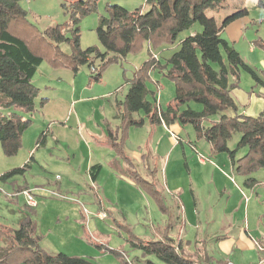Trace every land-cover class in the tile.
I'll return each instance as SVG.
<instances>
[{
  "label": "trees",
  "instance_id": "obj_1",
  "mask_svg": "<svg viewBox=\"0 0 264 264\" xmlns=\"http://www.w3.org/2000/svg\"><path fill=\"white\" fill-rule=\"evenodd\" d=\"M22 1L0 0V108L12 111L0 113V147L4 157H14L22 147V135L32 125L24 115H32L37 107L47 103L46 98H40L36 106L40 91L32 82L42 63L46 62L54 70L68 69L73 73L87 66L88 81L98 83L108 66L135 53L142 43L147 42L149 59L134 71L130 80L125 81L129 85L128 90L123 101L115 104L122 135L117 141V134L108 128L104 141L132 168L127 173L128 177L151 198L159 212L167 216L166 225L169 224L172 213L161 187L133 170V162L125 155L123 144L128 129L139 128L145 121L151 125L177 121L181 125H192L197 138L209 144L211 154H226L234 174L245 178L246 188L256 184L251 175L264 168V115H238L230 93L238 85L240 70L250 75L255 86L264 87V80L221 37L228 24L247 14L246 9L226 17L218 25L207 13L219 10L233 0H144L145 9L133 12L107 3V16H100L95 28L101 49L97 46L83 49L78 24L97 12L99 0H63L61 7L68 16V22L45 30L29 23L26 11L21 7ZM256 6L264 8V0H257ZM196 23L201 31L180 40L178 50L165 64L161 65L153 58L154 49L173 45L181 32L191 29ZM91 67L95 73L90 72ZM153 69L160 70L175 84L174 98L165 110L157 104L154 93L146 86ZM148 96L153 99L148 100ZM190 103L201 105V109L195 110ZM139 112L144 116L140 117ZM236 133L240 138L231 150L228 142ZM243 149L246 151L244 155L237 157ZM28 167L25 164L13 168L1 175L0 180L23 175ZM99 170L100 166L91 167L93 181ZM113 221L116 225L115 218ZM118 226L128 233L127 244L143 256H154L164 264L195 263L186 258L180 252L179 244L176 246L168 237V227L164 229L162 239L153 240L133 235L123 224ZM34 229L29 215L16 229H0V264H94L88 258L47 253L39 245ZM114 252L124 256L116 250ZM125 264L132 263L125 260Z\"/></svg>",
  "mask_w": 264,
  "mask_h": 264
},
{
  "label": "crops",
  "instance_id": "obj_2",
  "mask_svg": "<svg viewBox=\"0 0 264 264\" xmlns=\"http://www.w3.org/2000/svg\"><path fill=\"white\" fill-rule=\"evenodd\" d=\"M110 2V0H99L97 12L80 21L78 27L81 39L84 33L95 32L99 17L107 16L105 5ZM233 9H235L234 12ZM243 9L245 8L239 5L237 0H233L226 2L219 10L209 11L207 16L213 17L220 25L226 17ZM235 22L228 24L222 32L232 28L230 26ZM193 34L190 32L188 36ZM249 52H253L252 47L249 48ZM44 64L40 65L32 78L33 84L39 88V93L54 89L56 87L54 80L63 84L57 92H53V96L47 98V103L39 109L44 121L38 120V123L33 121L32 126L23 133L22 147L19 152L12 158H6L0 147V176L13 168H20L25 164L29 166L23 175L0 180V229H16L20 221L29 215L35 226L34 235L39 239L41 248L49 254H68L69 246L75 242L78 244L84 228L83 211L78 204L80 202L86 209L89 207L95 216L93 219H87L86 226L89 225L93 229H104L108 233L109 227L106 220L109 211L114 217L122 215V223L129 228L139 227L142 230L140 237L153 240L162 239L164 230H161L158 224L157 228L150 232L152 237L145 236L146 234L143 233L145 229L142 228L143 223H150L148 219L150 213L156 210L154 212L158 214L159 210L150 200L151 198L128 177L132 168L127 166L114 150L104 144L108 128L117 134V141L122 135L120 120L116 119L115 104L123 101L128 84H123L121 67L112 69L108 75L103 76L100 82L90 83L88 81L89 71L83 70V67L73 73L68 69L54 70ZM261 79L264 80L263 77ZM230 95L237 107L238 115L248 117L264 115V87L255 86L251 81L246 85L235 86ZM39 99L36 100V106H38ZM147 99L150 100L149 96ZM159 106L163 108L165 105L162 106V103H159ZM192 107L197 111L201 109L198 106ZM138 115L144 116L143 112H139ZM24 116L29 118L27 115ZM52 122L60 125H54ZM156 125L158 126L154 128L148 121H145L139 128H129L123 146L125 155L133 162V170L138 173L150 171L148 163H145V154L142 153L140 145L134 142V135L139 134L140 129L146 130L148 136L151 135L152 160H155L159 154L161 157L169 158L171 152L168 148L164 151L162 141L169 144L173 148L172 151L178 150L176 164L179 162L180 171L176 170L177 175L181 174L182 183L187 185V188H183V192L187 191L189 194L191 192L192 197L186 196L184 199L182 193L179 198H174V202L175 205L179 201L183 204L184 200L186 205L190 206L188 216L192 217L190 221L192 226L188 224L191 231L186 232L185 228L182 231L180 219L179 229L175 230V235L168 234V237L176 246L179 244L180 252L186 258H191L194 262L264 264V207L258 209L253 217H248V221L244 218L247 211L246 203L257 207L259 202L253 201L250 198L252 194L248 193L249 198L246 197L245 201L240 203L244 195L242 191L247 192L242 188V184L246 188L245 178L234 174L228 156L221 153L214 155V158L205 157L202 160L193 158L188 147L181 145L178 149L179 140L172 132L169 134L168 127L163 124ZM174 126L177 132L182 131L179 125ZM40 136H43L41 141H39ZM205 146L209 154L210 146L208 143ZM245 152V149L241 150V154L237 157L243 156ZM16 157L19 158L17 164H8L11 162L9 160ZM93 166H100L95 181L91 179L90 169ZM56 176L60 177V182L55 181ZM233 177L238 180L242 191L235 193L229 189V186L233 185L231 182ZM251 177L258 181L255 188L263 185L264 169L256 171ZM150 181H153L151 177ZM131 183L143 193L134 189ZM204 186L209 188L207 189L209 192H205L204 188V191H201V187ZM126 188L132 192V195L125 199L120 193L121 189ZM197 189L201 191L203 199L209 197L213 199L216 196V200H224L229 207L227 206L225 211H218V213H207L208 210H203L201 213V210L197 208L198 198L195 192ZM23 190H30L36 200V206L26 205L25 196L21 193ZM53 192L66 195L68 200L53 197ZM135 201L142 207V211L138 206L135 208ZM262 201L264 203V199ZM101 213L105 214L104 219L98 216ZM161 215L166 217L162 213ZM196 221L199 223L198 226ZM148 230L145 232L147 233ZM156 231L157 234H155ZM206 242H215L220 247L231 242L233 251L226 252L221 248L214 250ZM239 248L243 249L241 253ZM74 255L88 258L83 254Z\"/></svg>",
  "mask_w": 264,
  "mask_h": 264
},
{
  "label": "rangeland",
  "instance_id": "obj_3",
  "mask_svg": "<svg viewBox=\"0 0 264 264\" xmlns=\"http://www.w3.org/2000/svg\"><path fill=\"white\" fill-rule=\"evenodd\" d=\"M110 4L118 5L124 9H126L129 12H133L135 10H144L145 9V3L144 0H110ZM238 4L243 6L247 14L245 16H242L234 21L235 24L231 25L229 30L226 32H222V38L225 39L229 44H231L234 49L239 53L241 58L244 60V62L256 70L258 75L264 78V8L257 7L256 3L257 0H237ZM63 3V0H24L21 2V7L24 11H26L27 14V20L29 23L35 25L40 30H45L49 27L53 26H64L68 22V16L64 14V11L61 7ZM235 9H233V12ZM233 21V22H234ZM232 23V22H231ZM230 23V24H231ZM229 24V25H230ZM228 26V25H227ZM226 26V27H227ZM233 29V31L231 30ZM237 29L239 31L237 32ZM201 31V27L199 24H194L191 29L181 32L176 41L173 45H163L159 47V49H154V54L157 55V60L161 62V65L165 64L167 59L178 50V46L180 44V40L187 37L189 33H197ZM240 33V34H239ZM239 34V35H238ZM82 47H92L97 46L101 49L99 42L97 40V36L94 33H84L82 36ZM259 42V43H257ZM261 45L263 47H261ZM64 48H67L65 45H61ZM60 49H63V48ZM253 48V52H249V48ZM149 45L147 42L142 43V46L133 54H129L124 59L120 60L116 64H112L108 66L105 71L102 74V78L105 75H108L112 69H115L116 67H121L122 69V75H123V84H126V80H130L133 77L134 71H136L139 67L142 66V64L149 59ZM44 65H47L46 62H44ZM83 67V68H82ZM81 68L85 71L88 70L87 66H82ZM121 71V70H120ZM165 72V70H164ZM36 78V76H35ZM101 78V79H102ZM60 81V80H58ZM233 82V79H231ZM253 81L248 73H246L243 70H240L239 74V81L238 85H246L247 82ZM53 83H55L56 87L54 89H49L47 92H41L39 93L36 100L38 101L39 98H49L50 96H53V92H57L58 88L60 87V82L57 83V80H54ZM147 88L154 93V98L159 103H162V110H165L166 107L170 102H172L174 95H175V84L172 80L165 77L164 74L157 69H153L149 74V79L146 82ZM129 86V85H128ZM38 88V87H37ZM154 89V90H153ZM51 92V93H50ZM150 100L153 99V97L149 96ZM190 106H198V108H201V105H195L193 103L189 104ZM42 107H38V110L35 111L32 115H27L31 120L32 124L33 121L38 123L39 121H44V119L40 116L39 109ZM72 108V107H71ZM12 112L10 109L7 108H0L1 114H8ZM138 116V115H137ZM141 117V116H140ZM57 122H52L54 125H60L55 124ZM165 125L170 129V132L175 134L178 144V149L181 147V145H184L185 147H188L191 151L193 158H205V157H211L214 158V155L211 154L209 149V154L206 149V141L202 138H197L196 133L193 129V126L190 124L181 125L179 122H174L170 124H165L164 122L159 125ZM174 125H179L182 129V131L177 132V128H175ZM32 126V125H31ZM30 126V127H31ZM154 128H156V124L152 125ZM151 126V127H152ZM29 127V128H30ZM28 128V129H29ZM151 129V128H150ZM189 134V136H187ZM166 137V134H164ZM43 136H40L39 141H41ZM240 138V134L236 133L233 135L232 139L228 142V148L233 150L236 147V144ZM134 142L138 143L140 145V149L142 150V153L145 154L146 164L148 163L149 172L143 173L139 172V174L146 180L150 181L153 179V181L157 182L159 186L162 189L163 195L166 199V205L169 207L170 212L172 213V217H170V223L166 225L168 218L167 216L164 217L161 215L160 212L155 213L153 210L150 213L149 221L150 223L146 224L145 222L142 225V228L144 229L145 236L152 237V234L150 233L152 230L157 228L158 225L161 227V230H164L166 227H168L169 234L175 235V230L179 229V221L181 219V230L185 228L186 232L191 231V229L188 227V224L192 223L190 222L192 220V217L188 216L190 206L186 205V203L183 200V204L181 202L177 201V205H175L174 198H179L181 194L183 193L182 197L191 196V192L184 191L183 188H187V185L185 183H182V175H177V171H180L179 168V162L176 164V156L178 150L174 149L167 145L166 142L162 141V145H164V151L167 150V148L170 150L171 154L169 158L167 157H161V154H159L155 160L151 159V135L148 136V133L146 130H141L139 134L134 135ZM243 151V150H242ZM241 154V150L238 152V155ZM12 158V157H11ZM19 158H13L9 161L8 164H17ZM178 165V169H176ZM264 169V168H263ZM177 170V171H176ZM262 170V169H260ZM58 173V172H56ZM55 174V173H53ZM60 174V173H59ZM55 176V175H54ZM240 177V176H239ZM55 181L60 182V177L56 176ZM254 179V178H253ZM62 181V180H61ZM231 182L233 185L229 186V189L232 190V192H239L241 190V185L239 184L238 180L233 177L231 179ZM258 184V181H256V184L252 188H244L242 184V188L246 190L243 194V198L240 203L245 201L246 197L249 198V194L251 195V199L253 201H258L257 207L251 206V204L246 203V216L244 217L248 221V217H253L254 213L258 210L264 207L263 199H264V184L259 186L258 188H255ZM134 189H138L140 193H143L139 188L134 186L132 183L130 184ZM175 187V189H174ZM129 188V186H128ZM126 188V189H128ZM178 188V189H177ZM206 189L205 192H209L207 189L208 187L204 186L201 187V191ZM121 189L120 195L126 199L127 197L132 195V192H129V189ZM198 189L195 191L197 195V208L201 210V213H203V210H208L207 213L225 211L226 208L229 207V204L227 205L224 200H216L215 197L213 199L211 197L203 199V195L200 193ZM253 191V192H252ZM120 192V190H119ZM202 195V196H200ZM248 195V196H247ZM53 197L61 200H68V197L66 195H63L59 192H53ZM148 197V196H146ZM150 199V198H149ZM151 200V199H150ZM137 201L134 202L135 208L138 206L140 210L142 211V207L140 205L136 204ZM152 202V201H151ZM153 203V202H152ZM82 209V215L84 219L82 218V222L84 224V228L82 229V233L79 237L78 244L75 242L74 244H71L69 246V252L68 254L62 253L66 256L70 257H80L74 254H83L88 257L89 260H91L94 264H125L126 263H132V264H147V262H150L152 264H164L157 260L154 256H143L141 255V252L137 249H132L129 244H127L126 239L128 238L126 230H122L119 228L118 225H122V215L114 217L113 214H111L108 211V233L106 230L101 229H93L91 226H86L87 219H90L95 216L93 215V211L89 209V207H86L78 202ZM148 207V204L146 205ZM187 206V207H186ZM228 206V207H227ZM153 209V208H152ZM187 209V210H186ZM86 210L87 212H84ZM186 210V211H185ZM116 213V212H115ZM160 213V214H159ZM159 215V216H158ZM209 215V214H208ZM146 216V214H145ZM118 217V218H117ZM113 218L116 219L117 224H114ZM166 219V220H164ZM194 219V217H193ZM195 220V219H194ZM202 220V217H201ZM89 221V220H88ZM166 221V222H164ZM246 221V222H247ZM164 222V224H163ZM243 222V221H242ZM146 224V225H145ZM158 224V225H157ZM187 224V226H186ZM196 224L198 226V222L196 221ZM124 225V224H123ZM146 227H145V226ZM195 225V223H194ZM147 226H150V228ZM127 227V230L132 232L133 235L140 237L142 230L137 227L135 229H132V227L129 228V226L125 225ZM213 228V227H212ZM149 229V230H148ZM174 229V231H173ZM193 229V228H192ZM210 229V227H209ZM148 232L146 233L145 231ZM107 234H105V233ZM154 233V232H153ZM157 234V231L156 233ZM200 234V233H199ZM156 238H159L158 236H155ZM153 237V238H155ZM207 243V242H206ZM209 247H213L214 250H226V252H232L233 247L231 246V242L223 244V246L220 247V245H217L215 242L207 243ZM102 245L103 247L101 248ZM253 247V246H252ZM110 249L109 250H105ZM123 253L124 256H119L116 252ZM239 252L241 253L243 249L239 248ZM246 250V249H245ZM84 256V257H85ZM83 258V257H82ZM125 258V260H124ZM191 260V258H190Z\"/></svg>",
  "mask_w": 264,
  "mask_h": 264
},
{
  "label": "built area",
  "instance_id": "obj_4",
  "mask_svg": "<svg viewBox=\"0 0 264 264\" xmlns=\"http://www.w3.org/2000/svg\"><path fill=\"white\" fill-rule=\"evenodd\" d=\"M153 58L157 59V55H153ZM90 72L91 73H95L93 67L90 68ZM177 139V138H176ZM203 158H201L202 160ZM24 196H25V199H26V205L28 207H34L36 206V200L34 198V196L31 194L30 190H23L21 192ZM84 212H87L86 210H84ZM98 216L101 218V219H104L106 216L104 213H101V214H98ZM194 264H217V263H199V262H195ZM225 264H233L231 262H227Z\"/></svg>",
  "mask_w": 264,
  "mask_h": 264
}]
</instances>
